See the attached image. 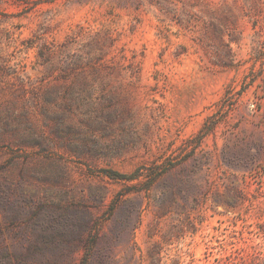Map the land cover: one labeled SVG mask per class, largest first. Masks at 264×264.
Segmentation results:
<instances>
[{
  "label": "rangeland",
  "instance_id": "1",
  "mask_svg": "<svg viewBox=\"0 0 264 264\" xmlns=\"http://www.w3.org/2000/svg\"><path fill=\"white\" fill-rule=\"evenodd\" d=\"M260 255L264 0H0V264Z\"/></svg>",
  "mask_w": 264,
  "mask_h": 264
},
{
  "label": "trees",
  "instance_id": "2",
  "mask_svg": "<svg viewBox=\"0 0 264 264\" xmlns=\"http://www.w3.org/2000/svg\"><path fill=\"white\" fill-rule=\"evenodd\" d=\"M117 176H120V177H125V178H127V177H131L132 175H125V174H123V173H119V172H116L115 173ZM227 259V258H226ZM234 259L235 258H231V257H229V259L227 260V261H223L222 262V258L221 259H217V261H219V263L218 264H240V263H236V261H234ZM258 260H259V262H258V264H264V255H260V256H258V258H257ZM236 260V259H235Z\"/></svg>",
  "mask_w": 264,
  "mask_h": 264
}]
</instances>
